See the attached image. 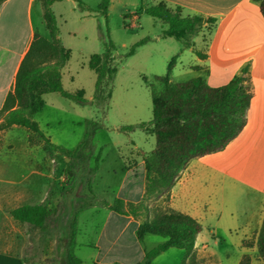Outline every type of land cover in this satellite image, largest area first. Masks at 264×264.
I'll use <instances>...</instances> for the list:
<instances>
[{
  "label": "rangeland",
  "instance_id": "obj_1",
  "mask_svg": "<svg viewBox=\"0 0 264 264\" xmlns=\"http://www.w3.org/2000/svg\"><path fill=\"white\" fill-rule=\"evenodd\" d=\"M79 1L93 10H98L102 2L63 0L54 4L53 11L57 17L61 42L71 51V59L62 71L64 90L70 93L83 90L88 102L78 104L60 94H49L45 96L48 106L38 113L37 120L47 139L69 151L75 150L82 142L88 121L101 124L94 138L95 156L89 166L94 168L99 156L106 165L98 171L91 187L96 195L111 199V189L117 188L121 178L112 171L122 165L121 156L130 155V143L134 141L140 147L134 151L142 157V151L150 153L156 146L155 139L141 131L126 134L119 129L153 119L150 85L156 82L157 76L170 74L174 81L186 82L195 78L196 73L187 67L184 70L182 68L190 61L188 55H184L182 60L176 57L183 48L181 44L184 45V40H168L171 45L167 47L163 46L165 44H145L138 48L134 56L124 57L140 41L152 38L155 33L162 36L168 29V25L145 12L140 14L143 8L152 6V0H112L108 21L99 13L82 12ZM135 15L140 17L138 21ZM37 30L40 35L47 31L40 26H37ZM193 38L186 39L187 43L192 44ZM108 39L117 48L119 71L112 86L113 99L104 115L94 99L90 100V97L95 96L97 78L89 64L93 55L104 52ZM26 131L31 133L22 127L4 128V119L0 116V253L24 259L27 264H65V239L69 223L75 216V207L78 204H89L91 207L95 203L88 186L91 170L87 161L81 163L75 156L54 151L46 139L34 133L29 136ZM27 143L39 152L36 160L25 159ZM67 169L72 173L78 172L75 179L72 173L66 176ZM169 199L163 197L149 203L151 222L155 221L156 209L168 203ZM25 204H43L59 209L61 215L56 227L41 232L30 225L15 222L12 211ZM93 216L96 218L92 219ZM98 218L104 219L91 211L78 219L81 232L76 255L86 264H93L94 251L86 246L96 240L100 232L101 220ZM208 226L206 223L205 231L197 242L199 254L206 264H238L244 247L252 251L251 256H247L251 262L259 264L257 241L260 232L246 237H243V232H235L232 237L228 233V226L224 224L218 227L219 234L210 233ZM218 235L221 239L213 241ZM156 239L161 243L166 242L160 236H156ZM203 244L207 247H203ZM184 258L185 251L174 249L155 264H181ZM243 261L247 264L245 257ZM0 264H4L2 256Z\"/></svg>",
  "mask_w": 264,
  "mask_h": 264
},
{
  "label": "trees",
  "instance_id": "obj_2",
  "mask_svg": "<svg viewBox=\"0 0 264 264\" xmlns=\"http://www.w3.org/2000/svg\"><path fill=\"white\" fill-rule=\"evenodd\" d=\"M5 1L0 0V6ZM38 1L42 6L51 39L36 33L21 64L14 90L8 95L4 107L0 110V116L4 119V128H26L31 133L46 139L54 151L75 156L81 163L87 161L91 170L88 186L93 202H99L119 215L137 220L140 223L138 236L141 242H144L149 235L166 239L165 243L146 252L144 264H152L155 259L170 249L186 252V258L182 264H206L199 258L196 247L199 235L205 230L202 223L170 207H158L155 211V221L151 222L149 203L163 197L169 199L182 173L193 160L224 152L248 126L249 112L254 100L249 67L228 85L219 88L210 87L202 77L186 82H176L170 74L157 76L156 82L150 85L154 106L153 119L150 122L119 129L126 134L141 131L156 141L152 152L142 151L146 169L144 200L140 203H131L117 199L111 203L96 195L91 187L100 169V157L96 158L94 168H91L89 164L95 156L94 138L101 129V124L88 121L82 142L75 150L69 151L52 144L41 130L40 124L34 120V117L45 107V96L48 94H60L78 104L88 102L85 91L67 92L62 82V71L71 59V51L65 48L60 40V29L53 6L56 2L63 0ZM257 1L260 3L264 16V0ZM111 2L112 0H102L98 10H93L79 1V7L82 12L99 13L108 21ZM143 11L168 25L162 37L176 36L179 40H184L185 46L189 48L192 44L187 43L186 39L198 36L206 22L210 24L216 22L215 19L206 21L203 17L184 18L180 8L171 10L163 3L143 8ZM149 41H151L150 38L140 41L124 57L134 56L138 48ZM116 53L117 48L114 42L108 39L104 52L93 55L89 64L97 78L94 102L103 110L104 115L113 99L112 86L119 71ZM196 54L201 59L207 58L201 52ZM196 70L201 69L197 67ZM71 173L67 169L65 174L69 176ZM72 174L75 179L78 172ZM88 208H90L89 204H78L75 207V216L69 223V231L65 239V264H84L76 255L78 219ZM60 215L59 209H52L43 204L20 206L11 213L15 222L30 225L41 232H48L56 227ZM257 247L264 261V221ZM245 260L247 264H251L249 257H245Z\"/></svg>",
  "mask_w": 264,
  "mask_h": 264
},
{
  "label": "crops",
  "instance_id": "obj_3",
  "mask_svg": "<svg viewBox=\"0 0 264 264\" xmlns=\"http://www.w3.org/2000/svg\"><path fill=\"white\" fill-rule=\"evenodd\" d=\"M161 3L171 10L180 8L184 18L203 17L206 21H216L214 24L205 23L200 34L193 38L191 48L181 44L183 48L176 57L181 59L188 55L190 60L187 66L183 64V70L187 67L196 73V77L204 78L210 87L219 88L228 85L249 67L254 92L249 124L245 130L224 152L193 160L172 190L168 203L162 207L192 216L202 223L204 229L206 223L209 224L210 233L219 234L218 227L223 224L228 226L231 236L235 232H243V237L257 231L259 233L264 221V16L260 3L257 0H152V6ZM41 10L38 0H6L0 6V110L14 90L21 64L38 31L37 26L47 30L41 36L51 39ZM140 14H145L143 9ZM134 17L136 21L140 19L138 15ZM150 39L147 44H165L163 46L166 47L171 45L168 40H179L176 36L164 38L158 33ZM196 52H201L207 58L201 59ZM197 67L201 70H196ZM93 99L90 97V100ZM47 106L46 103L43 109ZM37 115L34 120L38 122ZM40 127L44 132L41 124ZM25 146V159L36 160L39 154L36 147H31L29 143ZM130 146V155L121 156L122 165L112 171L121 177L117 188H110L112 198L101 196L108 202L122 199L140 203L144 200L145 162L134 151L140 147L134 141ZM99 157L101 171L106 163L101 162ZM91 211L104 217L98 218L101 229L96 240L86 246L94 251L93 264H144L146 252L165 243L153 235L141 242L138 236L140 223L137 220L119 215L99 202L92 204L81 216ZM217 239H221L219 235L212 240ZM77 242L78 249L79 237ZM202 246L207 247L206 244ZM171 250L174 249L159 256L152 264L167 256ZM197 252L202 259L198 248ZM251 253L247 247L242 248V258L238 264H242L243 258L251 256ZM0 256L4 264H27L24 259L5 252ZM257 261L264 264L260 257ZM251 264H254L253 261Z\"/></svg>",
  "mask_w": 264,
  "mask_h": 264
},
{
  "label": "water",
  "instance_id": "obj_4",
  "mask_svg": "<svg viewBox=\"0 0 264 264\" xmlns=\"http://www.w3.org/2000/svg\"><path fill=\"white\" fill-rule=\"evenodd\" d=\"M90 104H92V103H90Z\"/></svg>",
  "mask_w": 264,
  "mask_h": 264
}]
</instances>
